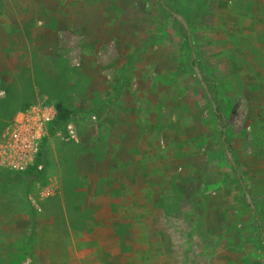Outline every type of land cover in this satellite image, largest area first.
<instances>
[{
    "label": "rangeland",
    "instance_id": "rangeland-1",
    "mask_svg": "<svg viewBox=\"0 0 264 264\" xmlns=\"http://www.w3.org/2000/svg\"><path fill=\"white\" fill-rule=\"evenodd\" d=\"M164 3L186 20L210 99L190 65L184 27L160 0H0V20L10 18L3 14L7 7L16 18L12 24L0 21V138L15 115L30 107L59 102L73 112L40 141L43 179L0 167V264H264L257 227L264 212V0ZM130 73L135 78L128 85L152 77L179 105L175 127L162 123L166 134L172 130L178 138L163 136V147L174 145L179 159L178 193L167 201L183 197L195 204L196 192L200 206L224 198L221 214L214 207V218L188 227L177 216L160 218L142 205L138 175H127L134 190L116 191L112 206L98 205L95 177H78L80 161L83 171L95 172L82 158L79 136L105 124L92 108L97 96L90 90L120 87ZM24 104L29 107L22 109ZM68 124L75 138L68 137ZM223 134L228 154L239 162L236 170ZM199 165L215 167L223 180L205 184ZM238 177L255 212L242 208L246 197ZM189 181L200 190L187 186L188 194L182 186ZM261 227L264 233V220Z\"/></svg>",
    "mask_w": 264,
    "mask_h": 264
},
{
    "label": "crops",
    "instance_id": "crops-1",
    "mask_svg": "<svg viewBox=\"0 0 264 264\" xmlns=\"http://www.w3.org/2000/svg\"><path fill=\"white\" fill-rule=\"evenodd\" d=\"M14 11L13 7L4 8L3 14L9 13L11 16L8 20L1 19L0 21L12 24L16 21V18H13ZM123 63H127L126 60ZM137 72L139 76L143 75L139 70H134V75ZM155 73L154 70L152 75ZM146 77H148V73ZM122 78L125 81L124 85L120 87L101 88L95 86L90 90V95L97 96V98H92V108L99 111L97 115L99 121H102L105 116L103 119L105 124L93 126L89 134H81L79 136L83 152L82 158L91 162V165L95 167L93 169L95 172L83 171V166H81L79 159L78 171L81 169L80 171L82 172H78V177L82 181L95 177L91 178V182L98 185L95 197L96 203L98 205L112 206V199H115L116 191L134 190L127 184V182L131 181L127 179V175H132L133 177L138 175L140 179V190L138 191L144 194L142 205L145 208H152L160 218L162 215L167 217L172 215L174 217L170 218L173 219L177 216L176 222L188 227L191 224L202 223L208 216L214 218L215 209L221 214L225 205L219 203L225 201L224 198L216 201L217 204H214V206H210L213 203L210 201H208V204H206L207 202L204 204L200 202L201 206L206 204L205 208H203L199 205L201 200V198H198L199 192H196L200 190V187L191 186L190 181L188 184L183 185L182 188L193 187L192 189L196 192L195 204L192 198L186 199L188 200L186 201L182 199L183 197L171 203L167 201L170 195L178 193L180 183L177 181V166L179 159L177 154L173 153L174 151L176 152V148L172 151L174 145L169 143V147H163V136L167 141H177L178 138L172 130L168 131L169 135L166 134V129L162 123L165 121L170 125V128L175 127L178 122V102H173L171 90H169L171 87L167 89L170 95H164V87L161 81H155L152 77H148L150 81L146 78L147 81H142L138 87L128 85L135 78L131 77V73ZM175 100H178V98L176 97ZM168 106L170 112L166 113L164 110ZM187 137L189 140L190 136L187 135L184 138V143H186ZM184 158V161L191 163L192 158ZM102 166L105 167L104 170L101 168ZM202 167V165L198 166L197 174L202 173L205 184H212L217 181L220 183L223 180L219 174L218 176L215 175V167ZM186 178L192 180L195 176L186 175ZM116 180L122 181V183ZM115 181L117 182L115 183L116 186H109V184H114L113 182ZM216 185L218 187L223 186V183ZM185 189H188L186 190L187 192L189 191V188ZM86 200H88L87 197ZM184 201L186 203H183ZM88 205L86 202L84 206L87 207ZM192 211H194V215ZM82 212L78 211L80 214Z\"/></svg>",
    "mask_w": 264,
    "mask_h": 264
},
{
    "label": "built area",
    "instance_id": "built-area-1",
    "mask_svg": "<svg viewBox=\"0 0 264 264\" xmlns=\"http://www.w3.org/2000/svg\"><path fill=\"white\" fill-rule=\"evenodd\" d=\"M4 92L0 91V97ZM55 110L33 106L15 115L0 138V167L10 171H24L35 166L39 144L47 133L46 124L54 117ZM69 138H75L70 124L66 126ZM41 170V164L36 165Z\"/></svg>",
    "mask_w": 264,
    "mask_h": 264
},
{
    "label": "trees",
    "instance_id": "trees-1",
    "mask_svg": "<svg viewBox=\"0 0 264 264\" xmlns=\"http://www.w3.org/2000/svg\"><path fill=\"white\" fill-rule=\"evenodd\" d=\"M182 36H183V38L185 40L186 39L185 35L183 34ZM205 97H206V95H205ZM28 107H29V104H24L22 109H26ZM54 110H55L54 117L47 124V134L48 135L53 134L55 128H57V127H59V126H61L63 124H66L70 120V117H71V115L73 113L72 110L66 108L62 103H59V102L54 104ZM94 110L97 112V114L99 113V111H97L96 109H94ZM217 110H218V108H217ZM46 140H47V138L44 137L42 139V144H44ZM41 157H42V151L40 149L39 153L37 154L36 159H35V166H33L31 168H28L27 170L23 171V175L26 176L29 180L38 181V180L43 179L42 172L40 170H37V168H36V165L41 162ZM235 164H236V167H239V162L237 160L235 161ZM244 187L246 188L245 184H244ZM240 190L242 192L241 188H240ZM241 205H242V208L247 209V210L249 209V205L243 199L241 201ZM262 213H263L262 214V218L260 217V219H261V222L263 223L264 212H262ZM31 217H32L31 218V223H32V227H33V225L35 224V221H34V217L33 216H31ZM258 235H260V232L258 233ZM28 241L29 242L31 241L30 237L28 238ZM261 247L264 248V245L261 244Z\"/></svg>",
    "mask_w": 264,
    "mask_h": 264
},
{
    "label": "water",
    "instance_id": "water-1",
    "mask_svg": "<svg viewBox=\"0 0 264 264\" xmlns=\"http://www.w3.org/2000/svg\"><path fill=\"white\" fill-rule=\"evenodd\" d=\"M164 1L165 0H160V4H161L162 8L165 11H167L174 19H176L177 22H179L184 27V29L186 31V36H187L188 44H189V47L191 48L190 65L192 66V68H193V70H194V72H195V74H196V76H197V78H198V80H199L202 88L204 89V91L206 92L208 98L210 99V95L207 92L206 85H205V83H204V81L202 79V75H201L198 67L194 64L195 53H194V51L192 49V42H191L190 30H189V27H188V25L186 23V20H185V18L182 15H180V14L172 11L170 8H168L165 5ZM213 112L216 113V109H215L214 106H213ZM221 116L223 118V115H221ZM220 130H221V127H220ZM221 140H222V142H224L225 150H226V153L228 154V151L226 149V143H225V136H224V134L222 135ZM228 159H229V161H230L233 169L236 170L235 161H234V159L229 154H228ZM238 181H239V184H240V186H241V188H242V190L244 192V195L246 197V202L248 203V205L250 206V208L255 212V207H254L252 201L250 200L249 195H248V193H247V191H246V189H245V187L243 185L242 179L240 177H238ZM257 224H258L259 232L261 233V236H262V239H263V243H264V233L262 231L261 221H260V219L258 217H257Z\"/></svg>",
    "mask_w": 264,
    "mask_h": 264
}]
</instances>
